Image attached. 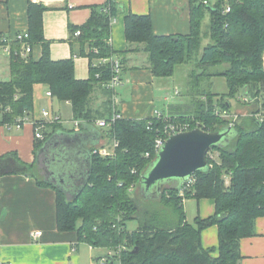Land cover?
<instances>
[{
    "label": "trees",
    "instance_id": "trees-1",
    "mask_svg": "<svg viewBox=\"0 0 264 264\" xmlns=\"http://www.w3.org/2000/svg\"><path fill=\"white\" fill-rule=\"evenodd\" d=\"M187 1L190 30L185 35L158 36L153 32L149 15L125 16L124 35L131 47L117 54V59L122 66L123 57L134 46L146 55L148 69L159 79L173 77L181 65H192L186 76L188 105L182 114L168 115L165 120L188 122L190 129L223 131L229 120L218 117L215 111L218 107L230 110L231 105L225 100L214 102L213 79L225 78L227 92L223 99L235 100L240 93L249 102L258 104L264 93V0H215L207 5L204 0ZM225 4L230 6L228 13L224 12ZM45 10L46 7L28 1L26 42L31 48L40 45L41 56L38 60L31 53L24 59L13 53L10 56L9 80L0 81V123L11 124L32 112L33 87L43 84L59 102L70 103L72 120L82 122L80 128L66 133L90 132L98 118L111 116L112 93L103 87L110 78V69L93 68L91 64L100 57L115 54L109 36L111 20L119 9L113 0H108L103 6L91 7L90 17L79 27L69 26V39L81 44V53L83 45L88 46L89 77L81 80L75 77L72 57L51 58L50 42L43 34ZM206 17L209 22L202 31ZM76 32L79 36L74 35ZM204 40H208L206 45L202 44ZM11 47L19 52L21 44L15 41ZM98 72L101 76L95 79ZM97 88L105 99L93 109L92 96ZM166 125L156 116L139 120L121 118L110 128L98 131L103 138L116 142L114 154L102 157L93 154L96 148L89 147L91 167L87 183L70 198L60 187L41 181L34 164L23 163L15 153L0 156V177L29 176L40 187L52 188L58 231L75 232L79 241L93 248H107L112 252L109 257L119 264H238L240 241L254 236L256 218L264 217V115L261 120L240 117L228 142L211 148L217 154L212 161L207 158L208 169L192 175L195 181L184 189L183 195L182 186L163 187L156 199L162 211H154L141 207L131 192L141 185V176L155 161L154 140ZM58 131L65 133L60 124L44 127L43 139L36 140V156ZM147 153L149 157L145 156ZM188 198L213 201V215L197 217L190 224L182 206ZM129 220L138 223L133 231L127 230ZM214 225L217 246L203 248L200 233Z\"/></svg>",
    "mask_w": 264,
    "mask_h": 264
},
{
    "label": "crops",
    "instance_id": "crops-1",
    "mask_svg": "<svg viewBox=\"0 0 264 264\" xmlns=\"http://www.w3.org/2000/svg\"><path fill=\"white\" fill-rule=\"evenodd\" d=\"M28 1L0 0V42L4 38L11 45L18 34L23 31L28 32ZM113 1L119 9L117 16L111 20L109 36L111 49L115 52L114 58L131 47L127 44L124 35V18L128 14L149 15L153 32L158 36L189 33L187 0ZM107 2L108 0H32L33 4H40L47 8L43 13V34L44 38L50 42L51 58L65 60L72 57L77 80L89 77V58L86 53L88 46L83 45V53H81V44L69 39V26L79 27L90 17L91 7L103 6ZM2 47L1 44L0 50L4 61L0 56V81H8L10 55H6ZM31 54L35 60H38L41 56V46L32 47ZM123 59L121 72L123 82L117 87L119 93H115L118 98L116 109L122 118L139 120L154 118L157 113L166 116L182 114L188 103H182L181 98L178 100L175 98V103H168L166 112L157 108L161 101L169 100L159 96L161 92L167 91V83L153 76L148 69L146 55L142 51L136 50L133 46L132 51L125 54ZM48 93L50 92L45 85H34L33 109L27 114L29 122L22 125L20 129L8 128L6 124L0 123V156L17 154L23 163L34 164L41 181L53 184L48 179L45 163L46 159L51 158L53 150L45 148L36 156L34 152L36 140L32 122L44 120L42 110L50 111L61 117L62 111L67 108L70 118L73 113L69 102L61 103L54 96H48ZM104 99L105 96L101 89L97 88L92 96L91 107L98 108ZM66 131L64 129L65 133L55 132L49 138L50 143L57 140L73 143L71 137L67 136L74 134L66 133ZM98 131L101 129L95 127L79 138L81 143L76 144L82 154L75 148L76 146H73L71 153L81 159L80 164L87 165V158L83 151L91 146L112 151L113 140L108 141L103 138V133L99 135ZM56 146H58L57 143ZM82 180L83 177L78 181ZM79 184L80 182H76V186ZM74 190L75 188H70L66 195L70 198ZM189 200H193L194 203H188ZM55 203V191L50 187H40L32 177L23 175L0 177V264H92L110 256L111 252L107 248L105 249L108 251V256L97 254L98 248L79 241L75 232L58 231L57 224H55ZM182 206L186 221L189 212L194 220L197 217L202 219L210 217L215 210L213 201L209 199L198 201L192 198L184 199ZM36 231L41 232V236L36 239L31 238V233ZM254 233V236L243 238L240 241L241 260L238 264H264V217L256 218ZM200 234L203 248L210 249L217 246L218 234L215 225L202 230Z\"/></svg>",
    "mask_w": 264,
    "mask_h": 264
},
{
    "label": "water",
    "instance_id": "water-1",
    "mask_svg": "<svg viewBox=\"0 0 264 264\" xmlns=\"http://www.w3.org/2000/svg\"><path fill=\"white\" fill-rule=\"evenodd\" d=\"M231 129L232 127L228 126L223 131L206 132L197 127L171 135L165 141L150 168L141 176L140 186L143 187L141 190L147 193L151 199L156 200L159 198L163 187L170 185L181 187L189 177L199 170H207V154L213 146L224 145L228 142L233 136ZM83 134L67 136L68 138L71 137L73 143H65L63 140L50 143L49 140L40 151L41 153L45 148L48 150L52 148L51 158L45 161L48 170L46 173L49 176L48 179L56 186L58 185L65 193L70 188H75L74 194H76L87 183L86 180L91 167V153L88 150L83 151L87 158L86 166L80 164L81 159L76 158L71 153L73 146H76L75 148L78 150L76 143H81L79 138ZM80 153L82 154V152ZM81 177L83 180L78 181ZM76 182H80V184L76 186ZM165 184L168 186H164ZM107 259V264H114L111 257Z\"/></svg>",
    "mask_w": 264,
    "mask_h": 264
},
{
    "label": "built area",
    "instance_id": "built-area-1",
    "mask_svg": "<svg viewBox=\"0 0 264 264\" xmlns=\"http://www.w3.org/2000/svg\"><path fill=\"white\" fill-rule=\"evenodd\" d=\"M210 0H204L203 4L207 5L209 3ZM225 2H227V0H224ZM225 9L224 12H229L230 11V6H228L227 4L224 5ZM75 36H79V32H76L74 34ZM28 38V32L27 31H23V33L18 34L15 37V41H17L18 43L21 44V48L20 51L17 52V50H13L11 45H9L8 41H6V39H1L2 45H3V51L6 55H15V56H20L22 59L24 58H28L32 48L31 46L26 42V39ZM110 42V39H109ZM94 52H97L96 49L94 50ZM91 67L93 68H104L107 67L110 69V78L107 80V82L103 83V87L107 90V91H111V116L108 119H103V118H98L93 124L96 128L99 129H108L110 128L114 122L116 120H119L122 118V115L120 114V112L116 109V105L118 104V98H117V94H115V89L119 86H121L123 80H121V72H122V66L119 62V60L117 58H114L113 56H110L109 58H105V57H100L98 59L95 60L94 63L91 64ZM101 76V73H96L95 74V79H99ZM48 96L51 97L50 93H48ZM8 111V109H7ZM42 116L44 118L43 121H33L32 125H33V132H34V138L35 140H42L43 139V129L46 125H54V124H62V120L61 117L59 115L56 114H52L50 111H46V110H42ZM157 118H161L164 122H167V125L163 128V130L158 134V136L156 137V139L154 140V146H153V150L156 154V157L158 155V153L161 151L160 149L162 148V146L164 145L165 141L173 134H177V133H182L185 131H189L192 130L190 129V125L187 123H174L171 121H166L165 118H163L159 113L156 114ZM220 117L222 119H227L230 120L228 123V126L233 127L234 126V122L231 118H229L228 114L226 112H224L222 115H220ZM26 122H29V118L27 116V114H25L23 117H18L17 119H15L13 122H11V124H6V126H8V128L11 127H15L16 129H20L22 127V125H24ZM72 124L74 126L75 129L80 128V125H82L81 121L78 120H72ZM116 146V142L113 143V147ZM93 154L96 155H100L102 157H112V155L114 154L113 149L112 151H108L105 148L102 147H97L96 149H94ZM146 157H149V154L147 153L145 155ZM216 157V154L214 155L213 152H209L207 154V158L209 160H214ZM195 179L191 177H189V179L182 185V188L180 190V194L183 195L184 194V189L189 188L192 186V184L194 183ZM41 236V232H32L31 233V238L36 239L39 238ZM92 264H107V258H103L100 261L94 262Z\"/></svg>",
    "mask_w": 264,
    "mask_h": 264
},
{
    "label": "rangeland",
    "instance_id": "rangeland-1",
    "mask_svg": "<svg viewBox=\"0 0 264 264\" xmlns=\"http://www.w3.org/2000/svg\"><path fill=\"white\" fill-rule=\"evenodd\" d=\"M214 1L215 0H210L209 3H213ZM208 22H209L208 17H206L204 19V23L202 25L203 26L202 31H205V29L208 25ZM207 43H208V40H204L202 44L206 45ZM0 56L4 61V57L1 55V50H0ZM263 62H264V57H263ZM192 69H193L192 65H181L180 67H178L176 69V72H175L173 77H169L167 79H162L163 81H165L167 83V85H166L167 91H165L164 93L161 92L159 96L162 99L164 97H166L169 100L168 101L166 100L163 102L161 101L160 104L157 105V108L159 110H162V112L163 111L166 112L167 104L168 103H175V100L176 99L178 100L179 98H181L182 103H185V102L187 103L189 101L188 95H187L188 88H187L186 76H187V72L192 70ZM174 88H176V90H174ZM212 91L216 94V97L214 98L215 103L219 100L222 103V101L225 100L226 104L229 103V105H231L230 110H223V109L218 107L217 110L215 111V113L218 117H220V115H222L224 112H226L228 114L229 118H231L235 124L237 121H239L240 117H246V116L251 117V116H253L256 119L261 120L262 115H264V106L262 104L264 102V93L261 96V98L259 99L258 104H256L255 102H249L250 101L249 98L246 96L243 97L240 93H238L235 100L228 99V98L223 99L224 94L227 92V86H226L225 78L223 79L221 77H217V78L213 79ZM116 92L119 93V89L116 88L115 93ZM160 115L162 117H164L165 119H167L166 115H163V114H160ZM61 120H62V125H64L63 126L64 129H66L67 131L74 129V126L72 124V118H70V112L67 108L62 111ZM182 123H187L190 125V123H188V122H181V124ZM198 124L199 123L196 122V126ZM112 149H113V146H112ZM212 152L214 155L217 154L216 151H212ZM228 183H229V177L226 176L225 177L226 186L228 185ZM164 186H168V185L165 184ZM141 188L143 190V187L138 184L136 187H133V190L131 192V194L134 195L138 199L139 203L141 204V207L149 208V209L153 208L154 211L156 209L162 211V207L159 205V203L156 200L151 199V197H149V195L147 193L143 192L141 190ZM188 203L193 204L194 201L189 200ZM192 216L193 215L191 214V212L187 213V221H189L190 223L193 224L194 220H193ZM137 226H138V223L135 220H129L126 227H127V230L133 231L137 228ZM97 250H98V252H96L97 254H100V255L103 254L105 256H108V251L105 248H98ZM111 255H112V252H111L110 256ZM114 264H119V263L117 260H115Z\"/></svg>",
    "mask_w": 264,
    "mask_h": 264
}]
</instances>
